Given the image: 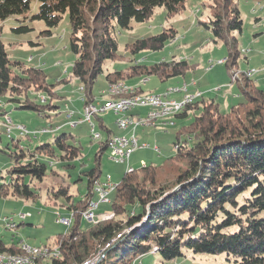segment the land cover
I'll list each match as a JSON object with an SVG mask.
<instances>
[{
	"label": "trees",
	"instance_id": "1",
	"mask_svg": "<svg viewBox=\"0 0 264 264\" xmlns=\"http://www.w3.org/2000/svg\"><path fill=\"white\" fill-rule=\"evenodd\" d=\"M31 1L0 0V22L24 17L29 12ZM34 1L38 4L37 13L24 21L18 20L20 26L13 31L26 33L30 29L24 24L42 22L47 28L44 34L50 35V30L58 26L62 15L68 14L69 50L75 58L71 76L82 87L85 95L82 107L85 109L90 105L96 106L92 105L91 93L97 77L102 74L103 62L117 57L115 28L128 29L132 22L144 23L157 8H162L168 18L174 17L183 9L186 0ZM209 1L212 18L199 25L211 32L215 40L233 48L232 68L238 52L231 34L242 29L239 11L234 0ZM170 33L137 41L133 52L162 49L167 41L174 39V32ZM14 64L17 68L21 65L8 60L0 39V97L7 92H15L14 83L20 85L21 81L32 78L40 82L45 80L43 72L32 68L22 70L23 77L14 76L16 79L12 80ZM188 68L184 61L162 62L149 69L134 67L128 75L114 72L106 76V81L107 84H115L125 76L144 73L163 80L182 76ZM252 75L247 76L246 73L242 76L249 83ZM239 89L243 100L231 107L228 113H221L214 101L202 102L199 110L197 105L200 102L195 101L202 95L198 93L180 113L161 119L170 121L172 125L174 118H187L190 111H200L176 136L173 156L159 166L143 165L123 175L109 204L113 219L98 222L88 231H82L80 213L95 197L92 185L100 179L99 159L107 151L106 140L111 135L102 119L96 117L106 139L99 142L93 168L80 171L73 181L76 184L83 181L82 176L85 178V194L78 200L70 198V181L66 186L52 188L51 194V189L47 192L55 200L64 198L70 203L65 208L73 214L66 234L55 238L60 246V258H50L52 263L138 264L140 258L155 249V254L165 262L181 258L183 250H189L194 254H224L226 264H264V90L252 88L255 97H251L244 92V87ZM138 92L139 95H149L140 89ZM179 94H184V97L190 95L187 88L186 93ZM109 96L117 99L123 95ZM113 98L108 101L115 100ZM11 102L19 103L18 100ZM19 105L20 109L33 112L41 106L25 102ZM119 117L129 118V112ZM164 122L159 124L157 121L158 125L168 126ZM17 131L26 135L24 131ZM80 155L81 149L75 146V138L63 132H59L51 142L32 150L13 152L10 155L13 165L0 183V197L11 196L26 201L37 199L40 189L34 184H42L48 176L55 174L53 168L47 174L49 167L44 159L58 161L59 168L65 169L70 180L69 170L76 168L74 163ZM183 162L186 166L178 171ZM175 187L179 189L169 194ZM148 205H151L150 216L144 221ZM125 230L129 232L122 234ZM21 251L14 245L5 248L0 243L1 254H20ZM93 253L99 254V261L87 262Z\"/></svg>",
	"mask_w": 264,
	"mask_h": 264
},
{
	"label": "rangeland",
	"instance_id": "2",
	"mask_svg": "<svg viewBox=\"0 0 264 264\" xmlns=\"http://www.w3.org/2000/svg\"><path fill=\"white\" fill-rule=\"evenodd\" d=\"M234 3L239 11L242 29L241 32L231 34L236 41L235 47L238 52L232 68L233 48L222 41L215 40L211 32L199 25L212 18L213 10L209 7L211 2L186 0L183 9L174 17L168 18L162 8H157L151 18L144 23L132 22L128 29L115 28L117 57L103 62L102 74L97 77L92 88L91 96L94 102L100 105L112 99L108 93L111 83L107 84V75L114 72L128 75L134 67L143 70L171 61H184L189 68L182 76L162 80L155 75L144 73L132 77L125 76L122 81L115 84H122L130 89H140L143 93L149 94H162L168 89H182L186 86L188 94L202 95V100L200 97L196 101L200 102L197 105L199 110L202 109V102L214 101L221 113H228L231 107L242 102L239 88L244 87L245 93L255 97L252 88L264 90V0H234ZM37 10L38 4L33 0L29 12L24 16L25 19L24 17L9 18L0 22V39L5 46L8 60L11 63L21 64L18 68L16 64L12 66L11 79H16L14 76L23 77L22 70L31 68L40 70L45 76L42 82L32 78L29 81L27 79L21 81L20 85L14 83L16 91L7 92L0 97V183L3 182V178H6L8 169L13 165L10 158L13 152H18L20 149L32 150L41 144L49 143L59 132L70 134L75 138V146L81 149V155L74 163L76 168L69 170L70 180L65 169L59 168L58 161L44 159L49 167L47 174L51 168L55 174L48 176L49 178L47 177L42 184H34L40 189L37 199L26 201L11 196L0 197V243L5 248L14 245L20 250L25 246L48 247L51 249L50 252L59 253L57 258L59 259L60 246L55 242V238L66 234L70 225L67 227L58 222V219L70 218V213L65 208L70 206V203H67L64 198L55 200L48 195V189H51L49 190L51 194L52 188L66 186L70 181L69 197L81 199L85 194L86 180L82 176L83 181L76 184H73V181L77 179L80 171H89L93 168L100 141L92 140L89 124L80 123L70 127L78 122V118H81L82 100L85 95L80 83L71 76L75 58L69 50L68 14L62 15L58 26L50 30V35L44 34L47 28L42 22L24 24L30 29L26 33L17 34L13 31L20 26L18 20L29 19L37 13ZM171 31L174 32V39L167 41L162 49L133 52V46L137 41L146 40L164 32L171 34ZM248 72L253 73L249 83L242 76ZM231 75L234 76L231 77ZM136 92L133 90L128 95L137 96L139 92L137 95ZM175 98L179 99L180 96L176 95ZM170 99L173 97L170 96ZM11 100H18L19 103H13ZM24 102L41 106L37 107V112L20 109L19 104ZM66 109L74 113L72 118L67 119ZM199 110L190 111L187 118H174L172 125H158L164 122L161 120L156 127L137 128L136 136L139 145H146L148 148L134 151L130 157L129 167L137 170L143 165L159 166L173 156L176 136L182 127H186L199 114ZM146 112L145 109H136L130 115L143 118ZM7 118L11 120L10 123H7ZM100 118L104 126L112 132L119 136L127 134V131L118 130L115 125L118 116L115 114L104 113L100 115ZM92 123L95 126L94 133L99 134L101 141H104L105 134L99 129L96 120L93 119ZM17 126L24 127L27 131L26 135L15 130ZM155 147L159 149V153L154 152ZM185 166L184 162L181 163L178 171ZM99 170L100 179L109 177L111 184L115 186L127 172V165L110 160L108 151H104L100 155ZM112 194L109 200L113 198ZM93 200H96V197ZM105 206H100L99 210L103 211V217L106 220L98 222L113 219L114 215L111 213L110 206ZM20 215H25V219L21 220ZM4 218H12L16 228L6 229L3 223ZM91 225L94 224L83 220L82 231H88ZM99 258L98 253H93L87 262L99 261ZM225 259L224 254H194L189 250H183V257L165 262L154 251L140 258L138 264H226ZM38 264L53 263L49 259L41 260Z\"/></svg>",
	"mask_w": 264,
	"mask_h": 264
},
{
	"label": "built area",
	"instance_id": "3",
	"mask_svg": "<svg viewBox=\"0 0 264 264\" xmlns=\"http://www.w3.org/2000/svg\"><path fill=\"white\" fill-rule=\"evenodd\" d=\"M186 87V86H183ZM180 89H173L172 91H164V98L158 99V100H148L144 102L142 105H136V106H122V107H110V106H98L96 105L95 109H84L82 108L81 112V118H78V122L76 124L70 125V127H75L76 125L80 123H86L90 125L91 134H92V140L94 141H101V136L99 134L94 133L95 126L92 123L93 119L96 117H100V115L104 113H120V112H129V119L128 120H120L119 123H115L118 130L120 131H127V135H121V136H115L110 135L106 140V147L107 151L109 153L110 160L114 161L115 163H124L127 165V173H130L133 171L129 167L130 157L131 154L134 152V149H146L148 146L146 145H139L136 131L137 128L142 127V124H152V122H147V115H154L159 116V120H161V116L164 114H170L171 108H177L182 107L183 104H187V98L186 99H178V102H170L167 101V94L168 93H178ZM189 96H193V94H190ZM187 96V97H189ZM136 109H148V112L143 118H139L137 115H130L133 111ZM65 113H67V119H70L74 116L73 112H70L68 109L65 110ZM80 114V113H79ZM78 115V114H77ZM7 123L11 122L10 119H6ZM16 129H24V133H27L26 129L22 126L15 127ZM155 153H159V149L155 147L154 149ZM117 185H112L110 182V178L107 177L104 180H95L92 185V192L94 196L96 197V200H91L87 204V207L85 211L80 213V216L82 220L86 221L90 224H97L100 220H106L103 218V211L99 210V207L102 205H109L110 200L109 196L114 192ZM107 211V210H104ZM70 218L68 220L65 219H58V222L63 223L67 227L71 225L73 214L70 213ZM20 219L24 220L25 215H20ZM3 223L6 229L13 230L15 228V224L13 222V219H3ZM27 247V246H25ZM29 251H38V252H44V251H50L48 247H35L30 248L27 247ZM55 250V249H54ZM155 249L152 250L151 253H153Z\"/></svg>",
	"mask_w": 264,
	"mask_h": 264
},
{
	"label": "bare ground",
	"instance_id": "4",
	"mask_svg": "<svg viewBox=\"0 0 264 264\" xmlns=\"http://www.w3.org/2000/svg\"><path fill=\"white\" fill-rule=\"evenodd\" d=\"M253 73H247V76H250ZM145 82V81H144ZM135 90L138 91V89L135 88H127L123 86L122 84H111L108 87V93L111 96H115L118 94L123 95L122 97L115 99V100H109L101 104L100 106H110V107H122V106H136V105H142L144 102L148 100H158L164 98V92L162 94H149V95H137L138 92H136L135 96H130L129 92ZM173 89H168L167 91H172ZM179 93H186V87H183L178 91V93H168L167 94V101L170 102H178L176 100L170 99V96H173L174 94H179ZM191 94V93H190ZM199 95V94H198ZM197 95V96H198ZM187 98V104H183L182 107H177V108H171V113L170 114H164L161 116V119H166L171 117L172 115H175L177 113H180L182 109L190 104L196 96H185L183 99ZM96 106H87L85 109H95ZM125 112H120V113H113L116 116H119ZM129 118H124V117H119L116 120V123H119L120 120H128ZM159 121V116H154V115H148L147 116V122H152V124H142V126H147V127H154L155 124ZM164 125H171L170 121H165ZM19 131H24V129H18ZM135 150V149H134ZM104 218V217H103ZM22 253L21 254H6V253H0V264H37L38 260L41 259H50V258H58L59 253L57 251L55 252H50V251H44V252H38V251H29L27 247H21ZM23 254V255H22Z\"/></svg>",
	"mask_w": 264,
	"mask_h": 264
},
{
	"label": "crops",
	"instance_id": "5",
	"mask_svg": "<svg viewBox=\"0 0 264 264\" xmlns=\"http://www.w3.org/2000/svg\"><path fill=\"white\" fill-rule=\"evenodd\" d=\"M251 77H252V76H251ZM251 77L249 78L250 80H251ZM136 85H137V84H136ZM141 91H142V90H141ZM142 93H143V91H142ZM187 93H188V91H187ZM143 94H149V93H143ZM175 96H176V95H175ZM175 96H173V99L178 101V99H176ZM179 96H180L179 99H182V98L184 97V94H179ZM112 98H113V97H112ZM197 100H198V99H197ZM197 100H196V101H197ZM201 100H202V97H201ZM196 101H195V102H196ZM195 102H194V103H195ZM92 105H98V104H97L96 102H94ZM100 105H101V104H100ZM98 106H99V105H98ZM145 110L148 112V109H145ZM147 112H146V113H147ZM102 122H103V120H102ZM103 124H104V122H103ZM106 128H107V127H106ZM107 129H108V128H107ZM108 130H109V129H108ZM110 131H111V130H110ZM120 132H122V131H120ZM111 134H112V135H115V136H119L118 134H116V133H114V132H112V131H111ZM127 134H128V132H127ZM127 134H126V135H127ZM120 136H121V135H120ZM103 206H105V205H103ZM106 206H108V205H106ZM106 206H105V207H106ZM101 207H102V206H101Z\"/></svg>",
	"mask_w": 264,
	"mask_h": 264
},
{
	"label": "water",
	"instance_id": "6",
	"mask_svg": "<svg viewBox=\"0 0 264 264\" xmlns=\"http://www.w3.org/2000/svg\"><path fill=\"white\" fill-rule=\"evenodd\" d=\"M179 189V187H175L169 194L176 192ZM150 206L148 205L146 207V217L144 218V221H147L149 219L150 216ZM129 230H125L122 234L128 233ZM121 235H118L117 238H120Z\"/></svg>",
	"mask_w": 264,
	"mask_h": 264
}]
</instances>
